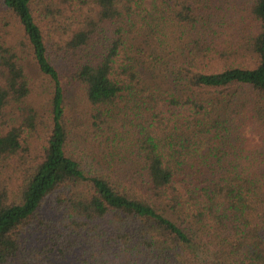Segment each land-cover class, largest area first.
<instances>
[{"label": "trees", "instance_id": "trees-1", "mask_svg": "<svg viewBox=\"0 0 264 264\" xmlns=\"http://www.w3.org/2000/svg\"><path fill=\"white\" fill-rule=\"evenodd\" d=\"M13 164L0 264H264V0H0Z\"/></svg>", "mask_w": 264, "mask_h": 264}, {"label": "rangeland", "instance_id": "rangeland-1", "mask_svg": "<svg viewBox=\"0 0 264 264\" xmlns=\"http://www.w3.org/2000/svg\"><path fill=\"white\" fill-rule=\"evenodd\" d=\"M14 164L12 167L7 171H1L0 172V180H4L6 183L11 184V189H13L17 184V176L14 171ZM30 241H34V238H30Z\"/></svg>", "mask_w": 264, "mask_h": 264}]
</instances>
